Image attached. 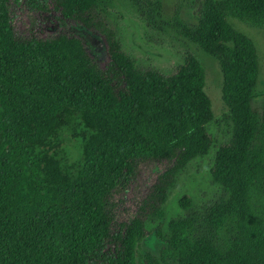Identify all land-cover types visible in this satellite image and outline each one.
Returning <instances> with one entry per match:
<instances>
[{
	"label": "trees",
	"instance_id": "1",
	"mask_svg": "<svg viewBox=\"0 0 264 264\" xmlns=\"http://www.w3.org/2000/svg\"><path fill=\"white\" fill-rule=\"evenodd\" d=\"M21 2L56 15V29L16 30ZM110 5L0 0V264H264L259 54L230 22L264 28V0H204L197 25L183 27L220 64V117L200 57L185 50L161 68L135 55ZM209 155L221 194L202 206L185 194L169 217L182 172ZM148 161L165 166L123 212L118 196ZM149 238L158 252L143 248Z\"/></svg>",
	"mask_w": 264,
	"mask_h": 264
},
{
	"label": "rangeland",
	"instance_id": "2",
	"mask_svg": "<svg viewBox=\"0 0 264 264\" xmlns=\"http://www.w3.org/2000/svg\"><path fill=\"white\" fill-rule=\"evenodd\" d=\"M155 3L156 0H111L109 11L113 16L112 21L122 30L124 40L134 54L152 57L161 68L170 66L179 57L178 53L180 55L185 50L197 54L205 67V91L211 98L215 116L220 117L226 111L222 98L223 75L220 64L183 34L184 26L192 28L197 25L204 0H161L160 8ZM13 9L14 26L18 31L45 33L49 29H56V15L33 13L24 2L13 3ZM230 22L237 30L252 38L256 45L260 81L257 88L258 98L253 101V106L256 111H261L264 100V28L252 27L235 18H231ZM78 31L88 35L90 44L96 50L101 48L102 44L95 34L79 27ZM212 127L215 130L218 128L215 124ZM211 162L212 156L209 155L203 160L191 163L182 172L167 203L169 217L182 214L178 199L185 194L191 195L198 206L209 204L221 194L210 176ZM164 166V163L158 161L143 162L137 170L136 179L118 196L120 210L133 212ZM143 248L158 252L161 244L155 238H149L144 242Z\"/></svg>",
	"mask_w": 264,
	"mask_h": 264
}]
</instances>
